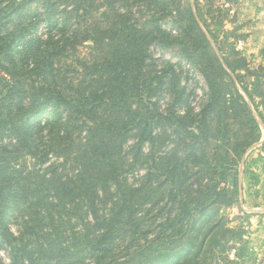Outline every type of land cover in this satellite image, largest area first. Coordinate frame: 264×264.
Masks as SVG:
<instances>
[{"label":"rangeland","instance_id":"374dc122","mask_svg":"<svg viewBox=\"0 0 264 264\" xmlns=\"http://www.w3.org/2000/svg\"><path fill=\"white\" fill-rule=\"evenodd\" d=\"M10 1L0 41L20 52L59 42L58 86L73 106L103 55L120 61L124 85L139 80L119 107L108 92L95 111L120 134L109 143L119 179L87 174L77 195L89 163L75 157L99 145V120L45 96L10 108L18 79L0 50V264H264V0ZM26 60L17 72L33 83Z\"/></svg>","mask_w":264,"mask_h":264},{"label":"trees","instance_id":"16d2710c","mask_svg":"<svg viewBox=\"0 0 264 264\" xmlns=\"http://www.w3.org/2000/svg\"><path fill=\"white\" fill-rule=\"evenodd\" d=\"M15 0H11L10 3L14 2ZM13 10L12 13L16 14V16L19 13L18 7L12 6ZM82 10L84 13H88V9L86 6H84V3H81V7L79 10ZM9 10V9H8ZM4 10L0 6V34L5 28V23L8 22V14L9 11ZM78 10V11H79ZM10 12V13H11ZM70 15L67 14V17ZM70 20V19H69ZM196 21V20H195ZM24 28V27H23ZM83 30L84 27L82 26ZM24 29H21L19 33H21ZM79 33V32H78ZM74 35L77 34V31L73 33ZM4 38V37H2ZM59 42L53 41V39L49 38L45 40L40 45L35 46L33 49L29 48L27 50L23 51H17L14 50V48L11 47V45L6 41H0V50L4 53L6 56L7 62H6V70L14 77H17L18 81L15 82V88L14 93L12 94L13 98L9 101L10 108H13L15 105V100L20 98L23 99H29L31 101H37L40 96H45V98H56V101L63 102L76 110H78V113H80L84 118L86 116H89L90 114L96 115V118L99 120V122H96L93 126L92 131V138L95 143H98L99 145L92 148V145L88 144L87 147L81 151L83 152V155L76 156V160L80 161H86L89 163L88 167L84 170H80V174L78 175L79 178H77L78 181H80V184L83 186V183H85V176L87 174L92 175L93 181H96L97 184H100V179L102 178L103 174H107L109 179L111 178V175L113 179H119V176L122 172V167H118L117 163L120 161L121 154L120 152H115V148H112V145L109 144L110 142L116 143L117 140L120 139V134L117 133V131H111L108 123L113 122L111 118L112 115L109 114L108 111H104L105 115H100L98 112L99 109L102 107L101 105H107L105 99V94L110 92V98L109 100V106L112 107H119V105L122 103L121 99V93L125 91V88H127L129 85L131 87L134 86L135 83L138 82L139 76L133 75L134 80L131 82V84L124 85L125 78L123 76L125 73L123 71H119L118 67L120 66V61L117 62L112 60L111 58H108L106 55H103L101 58L100 64H96L94 66V69L96 70L98 74V80L90 79L87 80H80L78 82V85L75 88L74 93L75 98H78L77 105H74L72 103H69L64 97L63 92L60 90L58 86V78L61 76L60 70L57 68L58 65L56 63V55L58 53L56 52L55 48H57ZM207 44V43H206ZM205 44L202 45L203 48H205ZM210 46V45H209ZM191 56V55H190ZM78 65L80 68L84 71L85 69L92 68L93 65L91 64L90 58L87 57H81L78 55ZM33 61V77H35L34 82L28 81L24 75H21V72H17V69H21L24 67L23 60L29 59ZM26 60V61H27ZM110 60V61H109ZM98 61H95L97 63ZM111 63H115V65H111ZM40 79V81H38ZM138 79V80H137ZM112 82L113 85L111 84ZM163 80H160L158 84L161 86L163 84ZM212 93L214 94L213 98L217 95L216 90L214 88V84L210 85ZM109 88H112L109 90ZM184 94L179 95L178 100H181ZM27 97V98H26ZM126 104V102H124ZM157 108V107H156ZM210 108V105L206 106V109L203 111H206ZM114 114V112H111ZM204 114V112H203ZM202 114V115H203ZM199 115V114H198ZM119 117V114L117 115ZM185 119L177 120L176 123V132L178 135H182L183 128L186 127L184 124ZM142 123L139 121V130L141 131V125ZM151 126V123H148L145 125V128L142 130V137H146L147 139H150L151 133L149 131ZM51 139L56 140V138H60V134H62L63 130L61 128H53V130L50 131ZM194 133V132H193ZM124 137V136H123ZM193 137L194 134H193ZM38 136L34 134L29 133V136L25 137V144L26 146H30L31 150H34L35 147L38 144ZM197 139V137H196ZM182 141V139L180 138ZM194 148H192L193 150ZM121 150V149H119ZM119 159V160H117ZM188 160V155H185L182 157V159L179 161L180 165L184 164V161ZM185 166H183L184 168ZM83 168V167H82ZM151 175V174H150ZM121 179V177H120ZM80 187L79 193L74 191L77 195H80L85 191L84 187ZM121 187V185H120ZM72 190V188H70ZM142 217V216H141ZM135 220H138L136 217ZM117 237H109V242L115 240ZM106 240V235H102V238L100 241L104 242Z\"/></svg>","mask_w":264,"mask_h":264}]
</instances>
